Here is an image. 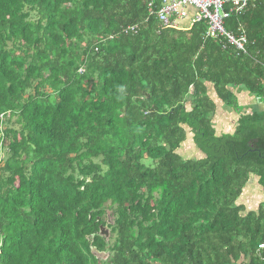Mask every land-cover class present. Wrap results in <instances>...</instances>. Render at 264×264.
<instances>
[{"label": "trees", "instance_id": "obj_1", "mask_svg": "<svg viewBox=\"0 0 264 264\" xmlns=\"http://www.w3.org/2000/svg\"><path fill=\"white\" fill-rule=\"evenodd\" d=\"M161 1L0 0V264H264V0L246 55Z\"/></svg>", "mask_w": 264, "mask_h": 264}, {"label": "built area", "instance_id": "obj_2", "mask_svg": "<svg viewBox=\"0 0 264 264\" xmlns=\"http://www.w3.org/2000/svg\"><path fill=\"white\" fill-rule=\"evenodd\" d=\"M251 0H162L159 8L153 12L160 28L177 29L178 23L188 20V25L205 22V37L223 38L227 45L237 53L246 55V38L243 34L232 35L224 30L223 22L232 14L243 12ZM152 3L147 5L151 8ZM192 14L189 15L188 11ZM135 27L127 30L133 31ZM256 104L260 98L254 99ZM264 106V102L262 103ZM257 250L264 252V242L257 246Z\"/></svg>", "mask_w": 264, "mask_h": 264}, {"label": "crops", "instance_id": "obj_3", "mask_svg": "<svg viewBox=\"0 0 264 264\" xmlns=\"http://www.w3.org/2000/svg\"><path fill=\"white\" fill-rule=\"evenodd\" d=\"M189 15L192 14V11L189 10L188 11ZM184 24H188V20H185L184 22H182ZM237 99L239 101V104L243 107V109H249L251 108L252 106L255 108H260L259 106H256L255 104H251V102H249V98L246 96L245 93H238L237 95ZM235 119H236V116L233 114V113H229V112H222V113H217L214 117H213V120H212V123L216 129V131H230L233 124L235 123ZM191 148V146H189ZM191 152L192 151V148L190 150ZM253 184V183H252ZM247 190H250L251 192V199L253 198H258L260 195H258L260 193V190L258 187H256L254 184L251 185L250 183V186H248V189Z\"/></svg>", "mask_w": 264, "mask_h": 264}, {"label": "rangeland", "instance_id": "obj_4", "mask_svg": "<svg viewBox=\"0 0 264 264\" xmlns=\"http://www.w3.org/2000/svg\"><path fill=\"white\" fill-rule=\"evenodd\" d=\"M190 146V143L189 141L184 143L183 146L181 147L180 151H179V154L182 156V157H194L193 156V153L190 151L191 148L189 147ZM251 197V196H250ZM109 216V215H108Z\"/></svg>", "mask_w": 264, "mask_h": 264}, {"label": "water", "instance_id": "obj_5", "mask_svg": "<svg viewBox=\"0 0 264 264\" xmlns=\"http://www.w3.org/2000/svg\"><path fill=\"white\" fill-rule=\"evenodd\" d=\"M100 234L107 238L108 231H106V229L102 228L101 231H100Z\"/></svg>", "mask_w": 264, "mask_h": 264}]
</instances>
